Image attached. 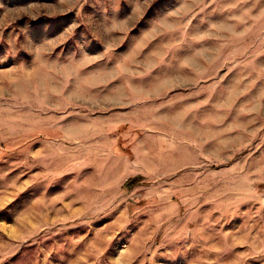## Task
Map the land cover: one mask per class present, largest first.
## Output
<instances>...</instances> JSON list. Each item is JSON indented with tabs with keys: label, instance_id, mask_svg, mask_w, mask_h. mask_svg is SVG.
Returning <instances> with one entry per match:
<instances>
[{
	"label": "rangeland",
	"instance_id": "obj_1",
	"mask_svg": "<svg viewBox=\"0 0 264 264\" xmlns=\"http://www.w3.org/2000/svg\"><path fill=\"white\" fill-rule=\"evenodd\" d=\"M0 264H264V0H0Z\"/></svg>",
	"mask_w": 264,
	"mask_h": 264
}]
</instances>
